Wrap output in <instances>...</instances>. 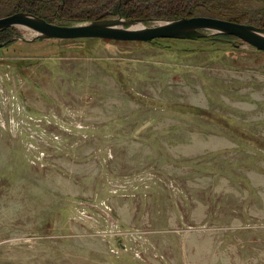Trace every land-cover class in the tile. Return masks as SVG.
<instances>
[{"label": "rangeland", "instance_id": "374dc122", "mask_svg": "<svg viewBox=\"0 0 264 264\" xmlns=\"http://www.w3.org/2000/svg\"><path fill=\"white\" fill-rule=\"evenodd\" d=\"M105 2L33 9L60 25L123 16ZM213 7L192 16L254 24L264 0ZM36 35L0 31V264H264V51L208 29Z\"/></svg>", "mask_w": 264, "mask_h": 264}, {"label": "water", "instance_id": "95a60500", "mask_svg": "<svg viewBox=\"0 0 264 264\" xmlns=\"http://www.w3.org/2000/svg\"><path fill=\"white\" fill-rule=\"evenodd\" d=\"M150 21H158V23L147 25L146 23ZM12 26L28 28L34 31L37 37L44 38H109L145 42L158 38H192L199 35L201 30L208 29L214 33L233 35L242 42L264 51V27L205 15L170 20L119 16L74 25L56 24L25 11L0 17V31Z\"/></svg>", "mask_w": 264, "mask_h": 264}, {"label": "trees", "instance_id": "16d2710c", "mask_svg": "<svg viewBox=\"0 0 264 264\" xmlns=\"http://www.w3.org/2000/svg\"><path fill=\"white\" fill-rule=\"evenodd\" d=\"M156 2L147 4L139 2L138 0H106L104 5L99 10V13L113 10L115 14L121 13L125 17H149V16H162L167 18H175L181 16L190 17L193 15L194 9L210 7V9L215 8L213 6L219 4V0H155ZM21 6L29 8L27 12L37 14L34 11V7L37 4L34 0H23L20 2ZM31 9V10H30ZM103 9V10H102ZM62 10L66 12L67 15L74 13L73 6L69 7V4L64 5ZM25 11V10H22ZM264 12L259 13L260 16L256 15L254 19H250L248 22L254 23L258 26H264ZM262 14V15H261ZM38 15V14H37ZM102 17V16H101ZM234 21H246L245 15H240L239 17H232ZM48 20V19H47ZM49 21V20H48ZM221 36H232L233 35H221ZM236 38V37H235Z\"/></svg>", "mask_w": 264, "mask_h": 264}, {"label": "flooded vegetation", "instance_id": "af4514ba", "mask_svg": "<svg viewBox=\"0 0 264 264\" xmlns=\"http://www.w3.org/2000/svg\"><path fill=\"white\" fill-rule=\"evenodd\" d=\"M16 12H20V11H16ZM26 12V11H25Z\"/></svg>", "mask_w": 264, "mask_h": 264}]
</instances>
